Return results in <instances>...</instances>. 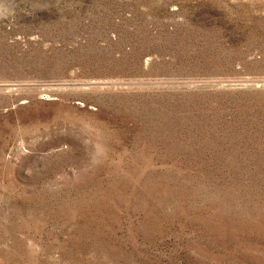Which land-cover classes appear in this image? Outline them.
<instances>
[{"label":"rangeland","instance_id":"1","mask_svg":"<svg viewBox=\"0 0 264 264\" xmlns=\"http://www.w3.org/2000/svg\"><path fill=\"white\" fill-rule=\"evenodd\" d=\"M0 264H264V0H0Z\"/></svg>","mask_w":264,"mask_h":264}]
</instances>
